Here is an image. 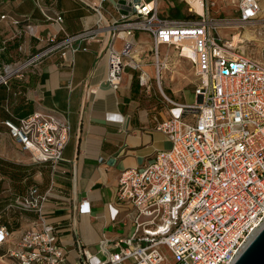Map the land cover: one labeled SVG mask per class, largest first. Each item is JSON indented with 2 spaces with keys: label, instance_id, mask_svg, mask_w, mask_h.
<instances>
[{
  "label": "built area",
  "instance_id": "2783aa9c",
  "mask_svg": "<svg viewBox=\"0 0 264 264\" xmlns=\"http://www.w3.org/2000/svg\"><path fill=\"white\" fill-rule=\"evenodd\" d=\"M180 1L187 11L178 18L164 14L160 0L87 1L98 15L97 26L68 33L62 26L64 13L35 0L44 19L57 30L37 35L38 50L23 61L6 64L0 72V85H8L12 77H23L47 55L77 52L89 40L106 44L107 81L114 89L120 86L125 67H132L140 71L139 83L146 91L152 89L154 79L163 91L172 48L176 57L193 64L198 77L196 102L179 104V115L158 124L171 146L119 176L117 198L135 207V227L131 235L115 242L113 251L107 250L105 240L100 242L105 253L100 264H161L167 257L164 247L170 250L173 264H233L264 225V61L234 51V36L241 31L231 39L220 33L232 28V22H240L237 29L255 27L262 20V0H239L234 21L212 15L214 0H201L202 13L192 0ZM12 22L25 23L32 31L28 20L13 17ZM140 32L151 35V47L136 46L134 37ZM119 36L123 43L117 49ZM148 64L153 65L154 75ZM4 124L33 163L55 165L63 159L71 130L64 117L35 112ZM47 200L37 183L14 195L7 208L37 215L18 236L4 222L5 209L0 211V247H6V255L17 264L66 261L67 252L57 244L55 228L44 216ZM87 204L83 199L80 211ZM78 254L75 264H90L94 257L82 244Z\"/></svg>",
  "mask_w": 264,
  "mask_h": 264
},
{
  "label": "crops",
  "instance_id": "0c3cea01",
  "mask_svg": "<svg viewBox=\"0 0 264 264\" xmlns=\"http://www.w3.org/2000/svg\"><path fill=\"white\" fill-rule=\"evenodd\" d=\"M87 1L99 0H44V4L61 10L65 15L62 26L68 33H76L97 26L98 15ZM262 7L263 16L264 0ZM2 14L6 17L1 18ZM13 17L28 20L32 31L25 23L14 24ZM56 30V25L44 19L35 0H0V72L6 64L35 53L41 45L37 35ZM246 34L251 40L262 41L257 34ZM134 41L138 48L153 44L147 32L137 33ZM122 43L119 36L117 49ZM105 47V43L89 40L83 41L77 52L67 50L65 56L55 51L23 77L14 76L8 85H0V166L10 170L7 174L0 172L4 177L0 180V211L5 209L4 222L14 226L11 229H16V236L30 228L37 215L7 206L14 195L37 183L47 194L44 216L55 228L57 244L67 252L63 264L79 261V244L94 254L90 264H100L105 259L100 251L102 240L107 242V250L113 251L115 242L133 233L136 209L132 203L118 200L119 176L123 170L142 167L157 151L171 146L169 136L158 124L179 115V104L187 102L177 89L167 94L154 80L152 89L146 91L139 83L140 71L132 67H125L120 86L112 88L107 81ZM171 58L182 68L191 63L176 55ZM171 67L168 79L175 80V72H181L174 63ZM146 68L154 75L152 64ZM177 109L179 114L175 113ZM35 112L55 113L70 123L64 157L55 165L33 163L29 152L4 124L5 120L17 122ZM83 199L88 204L80 211Z\"/></svg>",
  "mask_w": 264,
  "mask_h": 264
},
{
  "label": "rangeland",
  "instance_id": "374dc122",
  "mask_svg": "<svg viewBox=\"0 0 264 264\" xmlns=\"http://www.w3.org/2000/svg\"><path fill=\"white\" fill-rule=\"evenodd\" d=\"M215 4L212 6V15L215 17H224L230 19L232 21L236 20L238 17V4L239 0H214ZM162 12L166 15H170L171 18H178L176 14L178 10L177 6L180 7V12H186V4L181 2L180 0H160ZM176 5V6H175ZM176 13V14H175ZM163 14V15H164ZM261 22L257 23L255 27L246 25L243 28H222L220 29V33L226 39H231V36L235 32L241 31V35L238 36L235 40L234 51L236 53L245 54L249 57H253L259 60L264 61V15L261 18ZM250 29H249V28ZM255 29V30H253ZM250 32L253 35H258L262 38V41H257L256 38L253 40L248 39L246 33ZM239 39H242V42ZM172 57L175 56V51L173 48L171 49ZM171 64H175L176 69H178L181 73L175 72L177 75L175 80L168 79L169 74L172 72L171 70H166L164 72V81H163V90L167 94H170L171 89H177L178 92L182 95V99L187 101L188 103H195L197 100L196 94L194 93L195 84L198 81V77L194 74L193 64L190 63L189 67L182 68L175 63L174 59L170 60ZM171 66V65H170ZM183 74H186L184 77ZM168 79V80H167ZM154 83L156 80L154 79ZM180 109L175 111L176 114H179ZM6 223H8L6 221ZM9 227H14L10 223H8ZM6 247H0V264H17L15 259L6 255ZM164 254L167 256L166 260L161 264H173V257L170 250L166 247L163 248Z\"/></svg>",
  "mask_w": 264,
  "mask_h": 264
},
{
  "label": "water",
  "instance_id": "95a60500",
  "mask_svg": "<svg viewBox=\"0 0 264 264\" xmlns=\"http://www.w3.org/2000/svg\"><path fill=\"white\" fill-rule=\"evenodd\" d=\"M233 264H264V225L252 237Z\"/></svg>",
  "mask_w": 264,
  "mask_h": 264
},
{
  "label": "bare ground",
  "instance_id": "6f19581e",
  "mask_svg": "<svg viewBox=\"0 0 264 264\" xmlns=\"http://www.w3.org/2000/svg\"><path fill=\"white\" fill-rule=\"evenodd\" d=\"M192 4H193V6L196 8V10L198 11V12H200V13H202L203 12V7H202V2H201V0H192ZM262 9H263V7H262ZM260 15H262V12L260 13ZM233 24H232V27H240V25H239V23L240 22H232ZM249 28V27H248ZM250 29V28H249ZM253 30H255V29H253ZM246 36H247V34H246ZM257 36V35H256ZM238 37V35H237V33H236V35L234 36V38H235V40H236V38ZM248 37V36H247ZM248 39H250V37H248ZM231 46H234V44H232ZM235 48V47H234ZM233 48V49H234ZM171 66H172V64H171ZM171 66H169V68L168 69H171L172 67ZM167 69V70H168ZM167 258V257H166Z\"/></svg>",
  "mask_w": 264,
  "mask_h": 264
},
{
  "label": "trees",
  "instance_id": "16d2710c",
  "mask_svg": "<svg viewBox=\"0 0 264 264\" xmlns=\"http://www.w3.org/2000/svg\"><path fill=\"white\" fill-rule=\"evenodd\" d=\"M176 9L178 10V13H177V14L175 13V14H176L177 16H181L182 14H181V12H180V7L177 6ZM5 126L9 129V127H8L6 124H5ZM6 165H7V166H10V165H12V163L6 162ZM9 171H10V170H9V167H3V166H0V172H1V173H4V174L6 173V174H7V173H10ZM21 176H23V175H21Z\"/></svg>",
  "mask_w": 264,
  "mask_h": 264
}]
</instances>
